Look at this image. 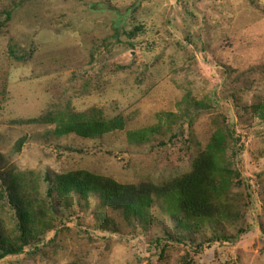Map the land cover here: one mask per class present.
Listing matches in <instances>:
<instances>
[{
  "label": "rangeland",
  "instance_id": "1",
  "mask_svg": "<svg viewBox=\"0 0 264 264\" xmlns=\"http://www.w3.org/2000/svg\"><path fill=\"white\" fill-rule=\"evenodd\" d=\"M188 94L201 108L186 117ZM261 104L264 0H0V185L13 172L24 202L44 213L32 215L23 252L0 264H264ZM83 116L125 125L56 133L60 119ZM231 123L245 150L229 168L238 179L225 202L236 212L220 224L189 234L154 205L148 223L114 215L101 227L95 196L53 190L56 174L76 171L167 182ZM18 222L2 199L0 246L18 238Z\"/></svg>",
  "mask_w": 264,
  "mask_h": 264
},
{
  "label": "trees",
  "instance_id": "2",
  "mask_svg": "<svg viewBox=\"0 0 264 264\" xmlns=\"http://www.w3.org/2000/svg\"><path fill=\"white\" fill-rule=\"evenodd\" d=\"M137 30V29H136ZM186 111L189 117L190 109H195L199 103L191 99L189 94L184 98ZM201 108V105L197 108ZM254 106L253 109H256ZM262 110L260 119H264V104L259 106ZM197 110V111H198ZM56 123V120L50 118ZM57 121L55 131L59 135L75 134L82 138H93L113 131L123 130L124 121L120 118L110 120L95 119L83 116L80 121L61 125ZM61 125V126H60ZM231 125V126H230ZM233 124L227 126V132L214 134L213 140L194 159L192 168L182 176L175 177L161 184L140 182L135 185L120 184L111 178L90 174L85 171H76L67 174H56L54 178L58 198L66 200L73 195L81 199L95 196L99 205L95 209L96 221L102 227H108L116 221L114 215L120 216L124 221L133 220L139 223H148L150 208L159 206L163 211L178 220V227L182 231L191 233L198 231L201 223L214 221L220 224L224 218H232L236 211L225 202L226 193L234 180L238 179V172L229 168L241 160L245 150L240 135H235ZM226 135V136H222ZM139 142L145 135H130L129 139ZM230 140L231 147L227 146ZM230 154L227 156V151ZM1 159V157H0ZM13 172H6L0 185V201L6 200L18 218L19 236L15 241L2 238L0 246V260L8 255H17L29 245L32 240V215L44 216L38 212L29 200L21 198V187L16 184ZM50 189L48 190V195ZM110 215H109V214ZM43 220V218H42ZM42 220H40L42 222ZM213 229H216L214 227ZM215 231L212 240H218ZM181 238H186L181 236Z\"/></svg>",
  "mask_w": 264,
  "mask_h": 264
}]
</instances>
